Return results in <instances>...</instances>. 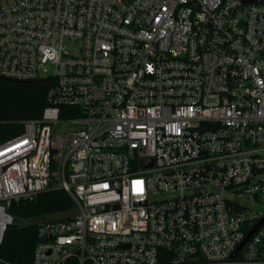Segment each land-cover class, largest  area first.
<instances>
[{
    "label": "built area",
    "instance_id": "2783aa9c",
    "mask_svg": "<svg viewBox=\"0 0 264 264\" xmlns=\"http://www.w3.org/2000/svg\"><path fill=\"white\" fill-rule=\"evenodd\" d=\"M0 76L55 80L0 145V244L59 189L32 264H264V0H0Z\"/></svg>",
    "mask_w": 264,
    "mask_h": 264
},
{
    "label": "trees",
    "instance_id": "16d2710c",
    "mask_svg": "<svg viewBox=\"0 0 264 264\" xmlns=\"http://www.w3.org/2000/svg\"><path fill=\"white\" fill-rule=\"evenodd\" d=\"M54 83L51 77L18 80L0 76V145L21 134L25 120L42 117L49 104L48 92ZM74 206L72 197L59 189L13 201L10 212L15 220L0 244V258L6 264H32L40 223L19 224L16 220H36L49 214L71 211Z\"/></svg>",
    "mask_w": 264,
    "mask_h": 264
},
{
    "label": "rangeland",
    "instance_id": "374dc122",
    "mask_svg": "<svg viewBox=\"0 0 264 264\" xmlns=\"http://www.w3.org/2000/svg\"><path fill=\"white\" fill-rule=\"evenodd\" d=\"M70 46L72 47V48H74V46L72 45V44H70ZM66 129H70L69 127H67V125H62V126H59L58 127V131H62V132H64V131H66ZM68 214H70V212H62V213H60V214H49V215H46V216H44V217H42V218H40V219H29V220H23V219H17L16 220V222H18L19 224H24V223H32V222H34V221H38V223H40V222H42V221H46V220H48V219H52V218H56V217H65V216H67ZM15 218V217H14Z\"/></svg>",
    "mask_w": 264,
    "mask_h": 264
},
{
    "label": "water",
    "instance_id": "95a60500",
    "mask_svg": "<svg viewBox=\"0 0 264 264\" xmlns=\"http://www.w3.org/2000/svg\"><path fill=\"white\" fill-rule=\"evenodd\" d=\"M245 1H247V2H253V1H255V0H245ZM260 226V224L258 225V226H256L255 227V229L254 230H252L250 233H249V235L246 237V239L244 240V242L239 246V248L237 249V251L247 242V240L250 238V236L258 229V227ZM236 251V252H237Z\"/></svg>",
    "mask_w": 264,
    "mask_h": 264
}]
</instances>
